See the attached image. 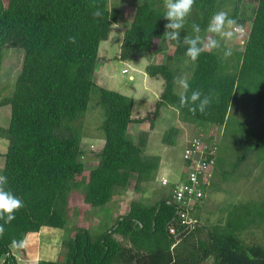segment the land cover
I'll return each mask as SVG.
<instances>
[{
	"label": "trees",
	"instance_id": "16d2710c",
	"mask_svg": "<svg viewBox=\"0 0 264 264\" xmlns=\"http://www.w3.org/2000/svg\"><path fill=\"white\" fill-rule=\"evenodd\" d=\"M244 1L234 0L230 15L240 25L246 22L239 17V5ZM93 5L103 11L102 18H93ZM220 9L221 0H195L181 37L193 35V23L206 36L210 18ZM164 13L163 0H141L136 5L123 37L121 60L155 56L154 46L164 40L168 23ZM121 20L122 9H111L110 0H0V72L5 49L25 51L12 94L0 100V107H11L9 127L0 126V136L9 142L1 175L8 179L7 190L25 205L10 224L0 221L4 227L0 264H19L15 249L26 258L24 245L29 234L47 227L65 230L72 192L81 190L87 206L106 209L117 193L133 186L143 194L144 185L149 186L156 177L161 158L145 155L146 136L141 135L138 143L129 136L132 123L152 121V115L133 119V98L95 82L101 44ZM73 36L75 44L69 42ZM186 50L181 43L169 62L147 67L150 77L164 80L153 114L158 116L163 107H172L183 122L223 128L225 139L238 144L231 173L223 171L226 179L239 175L251 155L257 154L258 164H264V135L258 136L252 124L231 118L238 99L264 94V0H258L249 37L244 50L235 53L234 65L217 51L204 52L192 62ZM183 72L187 78L191 75L187 95L200 90L212 96L204 114L197 111L193 115L187 107H179L174 80ZM93 93L104 114L105 143L98 166L87 173L83 118ZM178 134V129H171L164 143L173 144ZM208 140L218 145L211 185L217 188L214 175L228 159L213 135ZM172 193L173 188L150 204L144 198L133 200L127 213L109 222L97 236L82 228L65 240V261L38 264H264V245L246 244L242 238L253 226H262L264 232V200L235 205L226 223L209 228L199 223L175 238L169 229L175 226L180 231L181 226L175 221L176 205L169 203Z\"/></svg>",
	"mask_w": 264,
	"mask_h": 264
},
{
	"label": "rangeland",
	"instance_id": "374dc122",
	"mask_svg": "<svg viewBox=\"0 0 264 264\" xmlns=\"http://www.w3.org/2000/svg\"><path fill=\"white\" fill-rule=\"evenodd\" d=\"M140 1L110 0L111 9H122V20L112 27L109 40L101 44V64L105 61L106 65H104V68L108 65V72L106 71L108 75H104L102 78L96 75L95 82L100 87L134 98L133 118H143L152 115V121L142 124L132 123L129 127V136L136 143L139 142L138 137L140 135H147L146 138L148 139L146 146H144V153L147 157L157 156L161 158L160 168L155 174L156 177L153 180L152 187L157 192H154L155 196H151L150 201H146L147 204H150L149 202H156L162 195L167 196L170 186L163 187L162 178H166L170 182V185L186 181L187 171L184 154L189 140L194 137H203L202 139L204 140L211 135L215 137V141L219 143L220 152L223 156L227 157L228 163L223 167H219L218 172L215 173L214 185H217V188H214V186L210 188L202 207L197 211V217L199 223L208 228L217 223L224 224L227 221L231 207L235 205L239 206L238 204L240 203H248L250 201L261 202L264 200V164H258L257 154L251 155L240 168L239 175L236 174L233 178L226 179L223 176V171L231 173L230 166L235 160V151L238 144L230 138L225 139L223 128L210 127L207 129L206 127H199L196 124L183 122L179 112L172 107H163L158 116L153 114L156 111L157 102L161 96L159 92H163L164 89V80L152 78L147 74L145 71V67L148 65V62L145 61L147 58H140L138 61L133 59L121 60L119 58L124 34L133 20L136 5ZM257 5L258 0H245L242 2L239 5V17L246 19L245 24L242 25L245 29V35H240L231 41H221V48L212 50L219 52L223 56L226 51L231 50V55L227 58L231 60V64L233 65L236 63L235 53L244 50ZM219 11H225L230 16L234 11V0H221V9ZM216 38L219 39L218 37ZM176 47V42H169L165 39L157 41L153 51L156 53L153 56L155 61L158 63L169 62ZM106 49H108V52H106ZM24 54L25 51L21 48L4 50V60L0 72V100L12 94L18 75L22 70ZM124 69H127L129 74L124 75L122 73ZM179 77L187 78L188 74L183 72ZM190 78L191 75L187 78L188 81ZM181 91L176 85V93L179 95ZM231 118L232 121L252 124L258 136L264 135V94L260 97L252 96L238 99L236 105L231 110ZM83 119L84 137L82 147L87 154L84 160L86 172L88 173L98 166V153L101 152L105 143L104 132L101 129L104 122V114L101 106H98V95L96 93H93L89 109ZM10 120L11 107H0V126L8 128ZM151 124L154 125L153 129H150ZM171 129H178L179 134L175 137L176 139L173 144L164 143V136ZM209 142L212 143L211 141ZM212 144L218 147L216 143ZM8 146V139L0 136V175L4 168ZM92 147L95 152H90ZM87 158L92 161L87 160ZM144 187L145 189L147 188L146 185ZM128 190V192L124 193V196L122 195L123 197H121L123 192L117 193L106 209L89 207L83 201V192L81 190L72 192L65 230L43 228L42 233L34 237L36 238L35 240L26 239L25 252H28L30 249L32 251L43 249V251H46L45 255L49 256L41 255L40 259L65 261L66 253H64L63 248L65 240L74 236L82 228L89 231L93 236H97L105 231L109 222L116 220L119 214H126L125 212H127V207L130 205L131 200L142 198V195L134 194L133 186L129 187ZM145 198L147 197L144 196ZM115 204H122L119 205V211L113 209ZM109 207H111L112 211L109 210ZM242 238L246 244L264 245L262 226H253L251 230L243 233ZM118 239L123 241L120 236H118ZM14 254L19 257V264H35L33 262H22V260L26 259L19 249H15ZM25 256H27L26 253Z\"/></svg>",
	"mask_w": 264,
	"mask_h": 264
},
{
	"label": "clouds",
	"instance_id": "9594fccd",
	"mask_svg": "<svg viewBox=\"0 0 264 264\" xmlns=\"http://www.w3.org/2000/svg\"><path fill=\"white\" fill-rule=\"evenodd\" d=\"M194 6L195 0H164V18L168 23L165 26L166 31L163 38L169 42H176L177 45L182 43L186 46L187 50L185 55L192 62H196L204 52L221 48V41H231L240 35H245L243 34L245 33V29L242 25H238L237 21L231 18L227 12L218 11L212 15L207 28L204 30L209 35L202 36L200 25L193 23L191 25L193 35H187L182 38L181 32L185 28L186 21L191 15ZM93 7L95 8V11L92 13L93 18H102L104 13L100 7L98 5H93ZM69 42L75 44L76 38L74 36L70 37ZM230 55L231 50L224 53L225 57ZM174 84L182 90L179 94L180 108L187 107L195 115L197 111L204 114L210 107L212 103L211 95H204L200 90L192 91L190 96L187 95L189 83L186 77L176 78ZM90 151L95 152L93 148ZM7 184V177L0 175V221H3L4 224H10L15 220V214L25 206L22 199L10 190H7ZM3 233L4 227L3 224H0V235H3Z\"/></svg>",
	"mask_w": 264,
	"mask_h": 264
},
{
	"label": "built area",
	"instance_id": "2783aa9c",
	"mask_svg": "<svg viewBox=\"0 0 264 264\" xmlns=\"http://www.w3.org/2000/svg\"><path fill=\"white\" fill-rule=\"evenodd\" d=\"M123 74L127 75L129 71L124 69ZM202 138L194 137L189 140L186 146L184 154L187 171L186 181L170 185L166 178L161 180L163 187L170 186V189L173 188L172 201L169 203L176 205L175 221L177 220L181 226L180 231L175 226L169 229L170 234L175 238L199 225L197 211L202 207L213 182L215 155L218 147L210 143L208 138L204 140Z\"/></svg>",
	"mask_w": 264,
	"mask_h": 264
},
{
	"label": "crops",
	"instance_id": "0c3cea01",
	"mask_svg": "<svg viewBox=\"0 0 264 264\" xmlns=\"http://www.w3.org/2000/svg\"><path fill=\"white\" fill-rule=\"evenodd\" d=\"M101 52V51H100ZM99 52V59L102 57L101 56V53ZM106 52H108V49H106ZM142 58H147V60H145V61H147L148 62V65H146V67H145V71H146V69H147V67L150 65V64H152V63H158L157 61H155V59L153 58V57H142ZM149 58V59H148ZM140 58H138L137 59V61L139 60ZM101 59H100V62H99V68H98V70H97V72L95 73V76L97 75H99L100 76V78H102L104 75H108V65H107V67L106 68H104V65H106L105 63V61H103V63L101 64ZM161 63V62H160ZM107 71V72H106ZM103 72H106V73H104V74H102ZM100 74H102V75H100ZM112 78V77H111ZM156 79H160L161 80V78H156ZM153 81V80H152ZM101 82V81H100ZM98 84V83H97ZM153 84H155V82H153ZM156 84H159V83H156ZM161 84V83H160ZM159 84V85H160ZM99 85V84H98ZM107 89V88H106ZM160 93V95H161V93H162V91H160L159 92ZM130 97V96H129ZM134 99V98H133ZM144 118V117H143ZM133 119H141V118H133ZM145 123V122H144ZM150 129H152L151 127H150ZM138 131V130H137ZM142 136H145V135H142ZM147 136V135H146ZM140 137H141V135L138 137V139H140ZM148 138H146V140H147ZM104 147V146H103ZM101 151H102V149H101ZM90 152H92V151H90ZM87 155V154H86ZM85 155V156H86ZM85 159V158H84ZM87 160H90V161H92L91 159H88L87 158ZM86 160V161H87ZM85 161V160H84ZM99 164V163H98ZM153 183H154V181L149 185V186H147V188H146V191H145V193H137V192H135L134 191V194H136V195H142V198H144V196H146L147 198H145V199H148V200H151V198L153 197V196H155V194H154V192H157V190H153ZM145 186V185H144ZM129 191V190H128ZM127 190L126 191H124L123 192V194H121V197H123L125 194L124 193H126V192H128ZM123 195V196H122ZM150 195V197H148V196ZM152 196V197H151ZM141 198V197H140ZM132 199V198H131ZM134 199V198H133ZM148 200H146V201H148ZM133 200H131V202H132ZM130 202V203H131ZM119 205H122V204H115L114 206H113V209H115V210H120L119 209ZM130 206V205H129ZM129 206L127 207V211H128V209H129ZM98 209V208H97ZM99 209H101V208H99ZM109 210H111L112 211V209H111V207H109ZM99 212H102V211H99ZM125 213H127V212H125ZM120 215H125V214H119V216ZM105 216H106V213H105ZM116 219V218H115ZM48 228V227H47ZM44 229H42L39 233H31V234H29L28 236H27V239H31V240H35L36 238H34V237H37L38 235H40L41 233H42V231H43ZM32 238H31V237ZM26 242V241H25ZM25 246V245H24ZM25 250V249H24ZM14 252V251H13ZM50 252H53V251H50ZM26 254H27V256H26V260H22V262H24L25 263V261L28 263H35V264H38V262L39 261H43V260H45V261H56V260H53V259H40V257H41V255H45L46 254V251H43V249H41L40 251H38L37 249L36 250H34V251H32L31 249L30 250H28V252H25ZM16 257H17V255L16 254H14ZM45 256H49V255H45ZM19 257H17V259H18ZM19 260V259H18ZM19 262V261H18Z\"/></svg>",
	"mask_w": 264,
	"mask_h": 264
},
{
	"label": "water",
	"instance_id": "95a60500",
	"mask_svg": "<svg viewBox=\"0 0 264 264\" xmlns=\"http://www.w3.org/2000/svg\"><path fill=\"white\" fill-rule=\"evenodd\" d=\"M15 247L14 246H12V249H14Z\"/></svg>",
	"mask_w": 264,
	"mask_h": 264
}]
</instances>
